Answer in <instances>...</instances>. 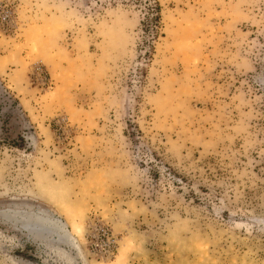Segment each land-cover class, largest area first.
<instances>
[{
	"label": "rangeland",
	"instance_id": "rangeland-1",
	"mask_svg": "<svg viewBox=\"0 0 264 264\" xmlns=\"http://www.w3.org/2000/svg\"><path fill=\"white\" fill-rule=\"evenodd\" d=\"M0 264H264V0H0Z\"/></svg>",
	"mask_w": 264,
	"mask_h": 264
},
{
	"label": "trees",
	"instance_id": "trees-1",
	"mask_svg": "<svg viewBox=\"0 0 264 264\" xmlns=\"http://www.w3.org/2000/svg\"><path fill=\"white\" fill-rule=\"evenodd\" d=\"M147 11H153L154 12V16L152 17V28L151 31L156 34V31L158 29V6L155 5L154 7H149V8H146ZM142 26L144 27V31H147L148 30V26H146V24H142Z\"/></svg>",
	"mask_w": 264,
	"mask_h": 264
},
{
	"label": "bare ground",
	"instance_id": "bare-ground-1",
	"mask_svg": "<svg viewBox=\"0 0 264 264\" xmlns=\"http://www.w3.org/2000/svg\"><path fill=\"white\" fill-rule=\"evenodd\" d=\"M38 219V218H37ZM40 219V218H39ZM41 220V219H40ZM45 220V219H44ZM38 222V221H37ZM40 222H38V224H39Z\"/></svg>",
	"mask_w": 264,
	"mask_h": 264
}]
</instances>
